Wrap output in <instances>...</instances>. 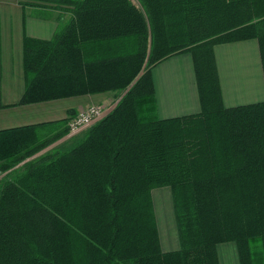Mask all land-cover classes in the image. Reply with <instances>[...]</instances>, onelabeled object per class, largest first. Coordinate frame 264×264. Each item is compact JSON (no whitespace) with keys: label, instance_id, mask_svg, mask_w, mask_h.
Wrapping results in <instances>:
<instances>
[{"label":"trees","instance_id":"trees-1","mask_svg":"<svg viewBox=\"0 0 264 264\" xmlns=\"http://www.w3.org/2000/svg\"><path fill=\"white\" fill-rule=\"evenodd\" d=\"M58 23L23 39L20 105L112 93L67 137L62 120L0 130V264H264V102L225 108L213 48L256 40L264 0H19ZM192 57L200 113L161 119L152 69ZM170 194L163 251L153 192Z\"/></svg>","mask_w":264,"mask_h":264},{"label":"crops","instance_id":"crops-1","mask_svg":"<svg viewBox=\"0 0 264 264\" xmlns=\"http://www.w3.org/2000/svg\"><path fill=\"white\" fill-rule=\"evenodd\" d=\"M36 12L35 8L22 6L19 0H0V130L62 120L70 109L78 113L91 104L107 105L111 102L112 93H102L31 105L19 104L25 87L23 39L50 40L58 25L54 17L40 18ZM213 54L225 108L264 102V79L256 40L219 44L214 46ZM152 78L161 119L200 113L189 53L178 54L159 63L152 69ZM162 249L172 251L163 245Z\"/></svg>","mask_w":264,"mask_h":264},{"label":"rangeland","instance_id":"rangeland-1","mask_svg":"<svg viewBox=\"0 0 264 264\" xmlns=\"http://www.w3.org/2000/svg\"><path fill=\"white\" fill-rule=\"evenodd\" d=\"M112 96H111V100H110L111 102L107 105L91 104L89 106H100V107L104 108L105 113H104V116L102 117V118H104L111 111V109L116 105V102L118 101L117 99H115L114 96L113 97ZM89 106H87V107H89ZM80 110H83V108H81ZM77 114L78 113H76V115ZM90 127H88V128H90ZM88 128L84 129L83 131L87 130ZM83 131H81V132H83ZM81 132H79V133H81ZM79 133H77L75 135H78ZM75 135H73V136H75ZM73 136L72 135L69 136V134H68L66 136V138L67 137H73ZM166 192H167L166 190L154 191L153 197H154V200L156 201L155 210L157 213V216H156L157 217V226H158V231H159L161 248L163 245V247L165 249L173 251L174 249L178 248L176 246V244H178V241H177L176 230H175V225H174V218H173V213H172L171 198H170V194H168ZM166 252H168V251H166ZM218 254H219L220 264H229V263L238 264L237 256H236V248L233 245L224 244V245L219 246Z\"/></svg>","mask_w":264,"mask_h":264},{"label":"built area","instance_id":"built-area-1","mask_svg":"<svg viewBox=\"0 0 264 264\" xmlns=\"http://www.w3.org/2000/svg\"><path fill=\"white\" fill-rule=\"evenodd\" d=\"M105 110L100 106H89L80 110L68 123V134L73 136L92 126L104 116Z\"/></svg>","mask_w":264,"mask_h":264},{"label":"water","instance_id":"water-1","mask_svg":"<svg viewBox=\"0 0 264 264\" xmlns=\"http://www.w3.org/2000/svg\"><path fill=\"white\" fill-rule=\"evenodd\" d=\"M119 99H120V98H119ZM119 99H118V101H119ZM118 101H117V102H118ZM117 102H116V104H117Z\"/></svg>","mask_w":264,"mask_h":264}]
</instances>
